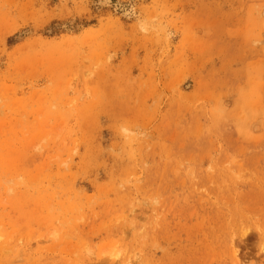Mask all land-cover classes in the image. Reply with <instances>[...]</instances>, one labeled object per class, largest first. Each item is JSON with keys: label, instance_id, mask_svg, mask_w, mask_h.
I'll list each match as a JSON object with an SVG mask.
<instances>
[{"label": "rangeland", "instance_id": "374dc122", "mask_svg": "<svg viewBox=\"0 0 264 264\" xmlns=\"http://www.w3.org/2000/svg\"><path fill=\"white\" fill-rule=\"evenodd\" d=\"M0 264H264V0H0Z\"/></svg>", "mask_w": 264, "mask_h": 264}]
</instances>
